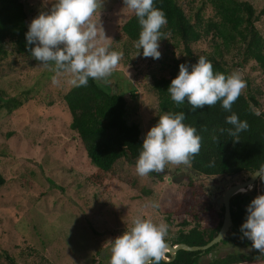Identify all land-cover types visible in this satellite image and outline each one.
Segmentation results:
<instances>
[{"label":"rangeland","instance_id":"374dc122","mask_svg":"<svg viewBox=\"0 0 264 264\" xmlns=\"http://www.w3.org/2000/svg\"><path fill=\"white\" fill-rule=\"evenodd\" d=\"M21 1L26 6L28 29L34 18L41 12L50 13L55 3ZM199 1L195 0L194 5ZM248 1L257 13L264 8V0ZM209 13L207 9L206 14ZM133 14L123 0H102L95 19L100 20L106 37L111 39V50L117 46L122 52L116 39L121 24ZM257 25L264 35V13ZM226 59L235 61L231 55ZM234 71L241 73L246 84L261 91L258 100L264 109V76L259 69L249 63ZM149 73L147 63L130 49L109 78V85L116 92L119 86L122 88L129 120L139 125L143 140L158 116L156 100L147 90ZM53 75L31 55L10 54L0 67V78L5 79L1 86L28 100L12 113L0 112V173L9 177L0 189V197H4L0 198V264H8L7 255L16 264H109V241L130 229L132 219L138 215L156 223L165 222L169 226V243L180 230L187 233L196 224L206 227L203 220L168 214L177 208L189 186L203 193L201 198L210 209H221L222 195L234 184L233 180L204 177L187 166L173 164H168L163 173L141 177L134 162L119 164L120 176H114L116 179L106 178L101 185L87 182L96 169L70 130V115L61 100L62 93L73 86L66 82L54 86ZM131 88L134 98L130 96ZM238 178L242 180V176ZM258 189L259 194L252 200L264 195V182L259 183ZM200 195L196 194V199L200 200ZM150 201L158 202L160 207L145 208ZM184 220L189 221L187 226L182 225ZM234 250L238 249L219 245L212 253L201 255L200 264ZM251 264H264V260Z\"/></svg>","mask_w":264,"mask_h":264},{"label":"trees","instance_id":"16d2710c","mask_svg":"<svg viewBox=\"0 0 264 264\" xmlns=\"http://www.w3.org/2000/svg\"><path fill=\"white\" fill-rule=\"evenodd\" d=\"M194 2L154 0V7L161 9L167 18V25L161 29L160 59L145 58L143 50L135 47L140 32L135 14L121 24L116 41L122 46L123 56L128 57L131 49L148 65L150 81L147 90L156 100L158 112L152 127L164 113L183 112L186 116L184 123L197 129V135L202 138L201 148L189 168L204 177L247 178L264 165V109L259 104L261 91L257 86L251 87L247 83V89L232 105L231 112L225 111L221 102L202 109H193L187 101L177 105L167 89L178 76L179 65L195 64L199 56H205L212 63L214 72L228 75L236 68L254 63L264 76V35L257 25L264 8L257 13L248 0H200L198 5ZM207 9L209 14H206ZM27 20L24 2L0 0V67L10 54L31 55L28 49L35 45H27ZM112 48L120 52L119 47ZM230 55L235 61L226 59ZM3 81L5 79L0 78V112L12 113L28 100L2 87ZM133 89L131 98L135 97ZM61 100L70 115V130L77 135L86 158L96 169L87 182L101 185L106 178L116 179L114 176H120L117 174L119 164L134 163L138 159L143 144L141 129L129 120L128 105L120 86L116 92L109 83L89 79L87 86H73L62 93ZM250 106L258 109L259 115ZM233 113L249 124L248 130L240 133L239 143H234L227 131H222L232 128L226 123V117ZM8 178L0 173V189L6 185ZM196 194H201L198 197L200 200L196 199ZM202 194L199 189L189 186L177 208L168 216L182 215L194 221L203 220L206 227L196 224L187 233L180 230L172 245L204 246L220 230L224 209H210ZM251 201L250 195L235 196L230 200L232 229L220 243L203 254L178 251L172 259L167 253L170 261L161 260L160 264H200V258L212 253L219 245L233 246L238 250L215 257L208 264H251L264 260V254L254 249L252 242L240 231L246 222L247 207ZM188 222L184 220L182 225L187 226ZM5 259L8 264H16L8 255Z\"/></svg>","mask_w":264,"mask_h":264},{"label":"clouds","instance_id":"9594fccd","mask_svg":"<svg viewBox=\"0 0 264 264\" xmlns=\"http://www.w3.org/2000/svg\"><path fill=\"white\" fill-rule=\"evenodd\" d=\"M123 3L138 18L140 32L135 47L143 50L145 58L160 59L161 29L167 25L165 13L154 7V0H123ZM101 6L102 0H55L50 13L41 12L31 21L26 41L27 45L35 46L28 50L42 68L54 73L51 78L54 86L59 87L62 82L74 87L87 86L89 79L110 83L123 52L110 49L111 39L106 37L100 20L95 19ZM246 86L239 71L228 75L214 72L212 63L199 56L195 64L179 65L178 76L171 81L167 92L177 105L187 101L193 109H202L221 102L223 109L231 112ZM250 107L259 115L258 109ZM185 119L183 112L159 116L156 126L147 132L135 161L139 176L163 173L168 164L191 166V160L200 152L202 138L196 128L184 123ZM226 123L232 128L222 131L239 143L240 133L249 128L248 122L233 113L226 117ZM254 175L264 182V165ZM144 207L158 209L160 205L150 201ZM247 213L240 231L254 249L264 254V195L251 201ZM131 224L130 229L109 241V264H160L167 254L169 226L139 215Z\"/></svg>","mask_w":264,"mask_h":264},{"label":"water","instance_id":"95a60500","mask_svg":"<svg viewBox=\"0 0 264 264\" xmlns=\"http://www.w3.org/2000/svg\"><path fill=\"white\" fill-rule=\"evenodd\" d=\"M259 171V170H257ZM257 171L248 175V179L246 181H239L237 184L233 185L229 188L222 197V203L224 207L223 213V223L218 231V233L214 236V238L204 246H194L190 247L186 244L179 243L175 245H171L167 243V253L171 256L172 259L175 258L178 251H187V252H200L203 254L209 248L220 243L226 236L227 233L232 229V220H231V211H230V200L232 196L239 190L244 189L249 186L255 185L256 181L259 179V176L254 175Z\"/></svg>","mask_w":264,"mask_h":264},{"label":"flooded vegetation","instance_id":"af4514ba","mask_svg":"<svg viewBox=\"0 0 264 264\" xmlns=\"http://www.w3.org/2000/svg\"><path fill=\"white\" fill-rule=\"evenodd\" d=\"M225 178H223V180H224ZM229 179H231V180H233L232 182H234V184H232L229 188H231L233 185H235V184H237L239 181H241V180H239V178L238 177H231V178H229ZM248 179V177L247 178H243L242 177V181H246ZM238 180V181H237ZM235 181H237V182H235ZM259 183H260V181H259V179L256 181V183H255V185H253V186H251V188H250V190H252V191H250L249 190V187H246V188H244V189H241V190H245L244 192H240V191H237L233 196H232V198L233 197H235V196H244V195H250V197L252 198L253 196H255L256 194H259V189H258V186H259ZM228 188V189H229ZM219 189H220V191H221V189H222V186L221 187H219ZM227 189V190H228ZM226 190V191H227ZM247 190L249 191V192H247ZM225 191V192H226ZM225 192H224V194H225ZM251 192V194H249ZM256 192H258V193H256ZM223 194V195H224ZM223 195H222V197H223ZM231 198V199H232ZM220 204V206H222L223 207V203H222V200H221V202L219 203ZM223 209H224V207H223ZM230 211H231V206H230ZM224 213V212H223ZM227 234H229V232L227 233ZM171 244V243H170ZM172 245V244H171ZM167 259H166V258ZM162 260L163 261H165V262H168V261H170V258H168V256H167V254L165 253L164 254V257L162 258Z\"/></svg>","mask_w":264,"mask_h":264},{"label":"bare ground","instance_id":"6f19581e","mask_svg":"<svg viewBox=\"0 0 264 264\" xmlns=\"http://www.w3.org/2000/svg\"><path fill=\"white\" fill-rule=\"evenodd\" d=\"M240 192H244L245 190H239Z\"/></svg>","mask_w":264,"mask_h":264}]
</instances>
